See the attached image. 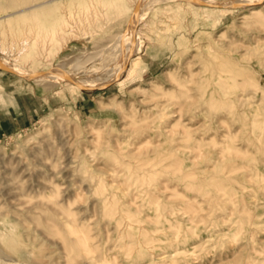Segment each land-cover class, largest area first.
Here are the masks:
<instances>
[{
  "label": "rangeland",
  "instance_id": "1",
  "mask_svg": "<svg viewBox=\"0 0 264 264\" xmlns=\"http://www.w3.org/2000/svg\"><path fill=\"white\" fill-rule=\"evenodd\" d=\"M42 1L0 0V58L60 75L0 66L37 110L0 129V264H264V0H148L123 43L139 0Z\"/></svg>",
  "mask_w": 264,
  "mask_h": 264
},
{
  "label": "bare ground",
  "instance_id": "2",
  "mask_svg": "<svg viewBox=\"0 0 264 264\" xmlns=\"http://www.w3.org/2000/svg\"><path fill=\"white\" fill-rule=\"evenodd\" d=\"M52 0H43L42 2H39V3H35V4H32L31 6H26L25 8H28V7H32V8H38V7H42V6H44V5H46V3H48V2H51ZM146 1H148V0H139V3H138V5H139V10L137 11V12H135V15H134V18L131 20V23H130V27H129V29L126 31V32H124L123 34H122V36H121V39H120V42H122L123 43V40L125 39V38H127V36L129 35V38H131V41H132V39H133V41L136 39V36H138L139 37V35H136V30H134L133 29V26H134V24H136L138 21H139V19L141 18L140 17V8H142L143 7V5L146 3ZM190 1H197V0H190ZM198 1H203V0H198ZM206 3H210V4H216V5H223L222 3H218V2H216V1H212V0H204ZM157 2H158V0H157ZM147 4V3H146ZM149 5V4H148ZM25 8H21V10H19V11H22L23 9H25ZM10 14H6V15H4V16H9ZM1 17H3V16H1ZM120 38V37H119ZM137 40V39H136ZM119 41V40H118ZM117 43V42H116ZM116 43H115V45H116ZM125 43V42H124ZM128 43V42H127ZM126 43V45L128 46V47H126V49L128 50L127 51V53L126 54H124L123 55V57L121 58V60L120 61H117V62H115V63H113L112 64V69L110 70V72H109V75L108 76H106V77H104V78H102L101 76V80H102V84L104 85V84H106V83H110L111 81H113V80H116V79H118V78H120L121 77V75H122V73L124 72V71H128V75H131L132 73H134L135 71H136V69L138 68V66L142 63L141 62V59H139L140 57L138 56V57H136V58H134L133 60H132V62H131V64L129 65V63H128V61H129V59H130V53L132 52V50H131V46H129V44H127ZM120 45V44H119ZM137 45V44H136ZM117 46V45H116ZM115 46V47H116ZM118 47V46H117ZM136 49H139V48H136ZM135 49V50H136ZM118 51H119V49H118ZM0 66H5L8 70H10V71H12L14 74H16V75H28L29 77H32V78H35V79H38V78H40V79H42V78H47V80H49L50 82H53V81H56V80H58L59 79V77H60V75L59 74H56V73H52V72H47V73H40V72H36V73H31V72H28L27 70H25L23 67H21L20 65H18V64H16V63H11V62H9L8 60H5V59H1L0 58ZM66 77H68V78H70L72 81H75L76 82V86L77 87H79V86H89V87H92V86H94L95 85V82L93 81H90L89 79H78L75 75L73 76V75H66ZM99 78V77H98ZM98 82V81H97ZM224 194V193H223ZM226 194V193H225ZM45 204H47V203H45ZM44 204V205H45ZM42 205V204H41ZM48 205H49V203H48ZM52 205V204H51ZM51 205H49V206H51ZM56 207L58 208V209H51V211L53 212H60V214L62 213L63 214V216H64V218H66V220H67V223H71V222H74L75 220L73 219V218H71V216H70V214H68V212H69V210H67V209H64L63 208V205L60 203V202H56ZM155 206H157V205H155ZM48 209V208H47ZM31 210V209H30ZM103 210V209H102ZM2 211V210H1ZM47 212L45 215H43L42 217H35L36 218V220H37V222H40V223H42V224H44L45 226H46V229H49V231L50 232H52L54 235H56L57 234V236L58 237H61V239L64 241V245H65V247H67V246H69L70 247V245H72L71 244V242H72V240L74 241V242H76V243H73V245L72 246H74L75 248H78V250H79V252H82L83 250H86V246H85V244L82 242V241H84V240H80V238L78 239V237H75V235H74V237H70L69 236V231L70 230H72L71 232H73V233H78V229H76V228H73V226L69 229H67V228H65V222L63 221V219H57L55 216H53V214H52V212ZM35 212H37L36 210L34 211V214H35ZM53 212V213H54ZM103 212V211H102ZM101 212V213H102ZM36 215V214H35ZM107 215V214H106ZM59 216V215H58ZM57 216V217H58ZM117 217H118V215H117ZM116 217V218H117ZM154 217V216H153ZM192 216H190V218H191ZM34 218V217H33ZM58 218H60V217H58ZM106 218H107V216H106ZM137 218V217H136ZM140 218V217H139ZM152 218V217H151ZM155 218V217H154ZM153 218V219H154ZM194 218V217H193ZM193 218H191V221L193 220ZM134 219V218H133ZM33 220V219H32ZM111 220H112V218H111ZM115 220V219H114ZM155 220V219H154ZM77 221V220H76ZM140 221V220H139ZM156 221V220H155ZM37 224V223H36ZM75 224V223H74ZM73 224V225H74ZM176 224V223H175ZM250 224V223H249ZM76 225H77V223H76ZM40 226H42V225H40ZM194 227V226H193ZM251 227V226H250ZM79 228V227H78ZM187 228V227H186ZM252 228V227H251ZM258 229V228H257ZM237 230V229H236ZM248 230V229H247ZM253 230V229H252ZM255 230V229H254ZM250 231V230H249ZM249 231H247V232H249ZM82 232V231H81ZM240 232V231H239ZM238 232V233H239ZM51 233V234H52ZM237 234V233H236ZM253 234V233H252ZM175 235V234H174ZM173 235V236H174ZM77 236V235H76ZM79 236V235H78ZM245 236V235H244ZM253 236H254V234H253ZM249 237V236H248ZM175 238V237H174ZM149 239H150V237H149ZM234 240H235V237L233 238ZM236 239H238V238H236ZM249 241V240H248ZM3 242V241H2ZM62 242V241H61ZM62 244V245H63ZM68 244H70V245H68ZM193 244V243H192ZM254 244V243H253ZM4 246H6V244L4 245ZM252 246V245H251ZM248 247V246H247ZM65 249V248H64ZM70 248H68V250H69ZM192 249V248H191ZM97 250L99 251V249L97 248L96 249V251L95 252H97ZM102 250V249H101ZM264 250V249H263ZM190 251V250H189ZM69 252V251H68ZM76 252V251H75ZM79 252H76V254L78 253V257H79V255L81 254H79ZM102 252V251H101ZM83 253V252H82ZM98 253V252H97ZM99 253H100V251H99ZM103 253V252H102ZM75 254V253H74ZM4 255V254H3ZM72 255L73 254H71V257H72ZM82 255V254H81ZM80 255V256H81ZM99 255V254H98ZM97 255V256H98ZM2 257V256H1ZM77 257V256H76ZM84 257V256H83ZM87 257V256H86ZM72 258H75V257H72ZM90 259L91 261H92V259L91 258H93V259H95V256L94 257H87V258H85L84 259V261L86 262L87 261V259ZM83 260V259H82ZM89 261V260H88ZM80 262H81V260H80ZM79 262V263H80ZM93 263V262H92ZM94 264V263H93Z\"/></svg>",
  "mask_w": 264,
  "mask_h": 264
},
{
  "label": "crops",
  "instance_id": "3",
  "mask_svg": "<svg viewBox=\"0 0 264 264\" xmlns=\"http://www.w3.org/2000/svg\"><path fill=\"white\" fill-rule=\"evenodd\" d=\"M2 70L3 69H1V71ZM13 98L16 101L15 113L11 112L10 107H8L4 100L0 103L2 108L0 109V129L8 127L11 124L21 127L23 124L32 123L36 118L35 112H37V110L34 108L30 110L25 107V105L21 102V95L19 93Z\"/></svg>",
  "mask_w": 264,
  "mask_h": 264
}]
</instances>
